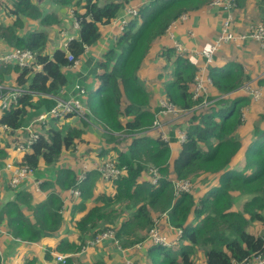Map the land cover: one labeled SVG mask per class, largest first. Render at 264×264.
Segmentation results:
<instances>
[{"label":"trees","instance_id":"1","mask_svg":"<svg viewBox=\"0 0 264 264\" xmlns=\"http://www.w3.org/2000/svg\"><path fill=\"white\" fill-rule=\"evenodd\" d=\"M44 1L11 0L9 10L15 19L13 23L0 26V37L7 47L34 51L35 64L40 65V69L14 66L18 73L15 85L28 87L33 93L23 94L15 105L2 110L0 123L12 129L27 125L31 118L54 107L56 99L53 96H57L67 83L63 68L70 63L68 53L81 57L85 46L99 39L101 24L114 20L129 2L141 0H48L55 9L73 7L80 27L79 38L69 39L65 49L57 47L51 55L46 51L50 35L45 26L61 24L62 20L57 11L49 12L41 7ZM211 1L150 0L140 5L138 15L125 25L128 29L99 60L97 68L100 71L94 69L99 85L88 98L91 114L105 129L104 141L117 153L112 161L124 166L125 173L113 181V193H101L96 197L94 178L102 175L104 164L100 171L92 170L84 179L71 168H61L53 180L43 181L42 188L48 195L36 204L32 203L31 192L14 190L15 198L0 209V224L4 220L11 236L21 241L38 242L54 234L64 217V200L57 188L61 191L78 188L80 197L73 204L76 210L84 212L75 223L78 240L60 239L54 248L47 249L49 260L53 259L52 251L65 255L80 251L98 233L109 228L116 229L122 246L141 242L145 239L141 230L153 225L151 213L158 210L166 213L170 224L181 228L183 233L173 245L150 244L147 251L150 263L147 264H195L196 248L202 249L204 264H245L254 254L264 253V129L255 128L245 161L235 162L242 148L238 130L243 124V107L252 100L249 95L221 98L205 109L192 111L186 127V141L172 162L169 141L146 134L138 136L149 129L155 119V112L148 108L149 92L139 77L153 40L165 35L170 23L180 15L197 12ZM236 1L240 4V0ZM22 17L39 21L41 28L20 35L16 28L23 24ZM189 53H180L175 46H168L162 52L169 63V68L165 69L171 70L172 75L165 85L166 99L181 109L192 108L198 102L191 91L200 65ZM9 68L10 64L3 68L0 83ZM208 74L214 88L223 95L250 79L236 61L211 66ZM262 82L264 79L260 80ZM35 96L39 97L36 101ZM261 118L264 121V113ZM60 119L51 117L40 123V137L19 164L36 168L40 161L54 163L64 150L83 140L82 128L61 127ZM126 134L132 139L120 148L117 144L128 137ZM6 156L7 151L0 142V160ZM151 165L161 173L155 186L151 181L141 180L142 173ZM202 173H221L218 186L198 197L193 192L194 184L191 190L177 193L174 179L193 181ZM92 198L96 203L89 206ZM241 199L242 205L234 207ZM25 205L32 210V216L24 212ZM126 211L128 214L123 217ZM75 260V256L67 255L65 263L59 261L57 264H85Z\"/></svg>","mask_w":264,"mask_h":264},{"label":"crops","instance_id":"2","mask_svg":"<svg viewBox=\"0 0 264 264\" xmlns=\"http://www.w3.org/2000/svg\"><path fill=\"white\" fill-rule=\"evenodd\" d=\"M250 1L254 4L256 3L255 1L258 3L255 4V7L248 9V3ZM139 2L140 1H133L129 3L138 4ZM9 5H11V0H0V26L13 23L15 19V16L10 13ZM41 7L49 12L57 11L62 20L61 24H53L51 26L44 25L50 35L49 47L46 49L48 54L51 55L53 50L57 47L65 49L67 47L66 43H68L71 37H80V27L79 24L76 25L75 23L73 7L55 9L54 5L48 0H45L43 4H41ZM122 13L119 15L121 16ZM227 14V10L214 7L211 4L203 6L197 12H187V18L173 27L176 34L175 37L167 36L165 34L153 40L151 49L145 56L139 70L140 80H142L150 96V106L148 108L155 112L156 117H159L162 126L160 128L150 127L143 133H138V136L146 134L152 138L163 139L162 133H165V135L169 138V145L171 147V162L176 158L183 144L178 139V129H186L191 113L177 117H172V115L168 113L158 114L161 109V102L167 98L165 85L168 81H170L172 76L171 70L165 69V67L169 68V63L165 56L162 55L163 49H166L168 46H174V40L179 41L183 44V46L189 49V52L191 53L188 55L191 59L198 66H203L204 59L201 55L196 53L195 50H200L212 45L221 28L222 20ZM233 15L234 29L237 32L247 31L249 25L257 22L256 20L259 19V22H264V0H240V4H237L236 8L233 10ZM22 21L23 24L16 28V31L20 33V35H24L29 31L41 28V24L37 20L22 17ZM126 28L127 27L125 26V30H122L120 28V23L118 21L114 22V20L107 24H101L99 39L95 44L87 46L84 53L81 57H79L81 59L80 68L78 70H68L66 67L63 68L67 77V83L60 89V93L57 95L65 98L71 96L78 97L81 102L91 109L88 103L89 94L92 91L97 90L99 85V80L96 77L94 69L97 68L98 62L103 58L104 54H106L107 51L115 43H117L119 37L126 31ZM9 48L10 47H7L4 40L0 37V52ZM230 61H236L244 67L246 74L250 77V79L245 82L253 81L262 88V91H264V83H260V80L264 79V48L261 47L258 41L254 39L244 41L236 40L222 44L215 52L214 60L210 65H208V70L211 66H222ZM3 63L10 64V68L6 69V72L3 73L2 84H17L16 76L18 73L14 69V66L18 64L14 62L2 61L0 62V73L3 71L4 67L8 66V64ZM259 64L262 67L258 68ZM35 68L37 67L35 66ZM97 70L100 71V68H97ZM76 85L84 87L87 93L81 95L79 93V88L74 89ZM209 91L212 98L217 97L216 100L247 95L241 87L230 92L225 97H223V95L220 94V92L216 90L213 85L210 87ZM38 98V96H35L34 100L36 101ZM258 102H252L249 105L253 106V104ZM250 111L251 108H249L248 105L243 107V117L244 114L247 115L248 113L249 115ZM91 112L92 111H90L88 118H81L77 115L71 114L69 117H64L58 121L61 127L64 125H70L72 127L75 126L82 128L84 130L82 135L83 140L69 149L64 150L61 156L54 163L46 164L44 161H40L38 167H36L35 174L31 177V180L23 181L17 188L10 186L9 181L12 171L11 169L6 168L5 165L9 161H14L15 163L21 162L27 151L23 152L13 149L11 144H9L11 134L6 135L3 133L0 137V142L1 146L5 147L7 156L4 160H0V209L7 201L14 199L16 191L19 190L31 192L33 195V204L42 201L48 195V191L42 188L43 181L48 179L53 180L56 173L61 168H71L82 179H84L86 174L92 170L100 171V168L106 161L116 158V151L112 148L111 144L104 141L103 133L105 129L101 125V122L94 117ZM1 114L2 110L0 109V117ZM34 118L36 117L34 116L30 121ZM45 122L46 121L43 123ZM39 125L41 124H38V128ZM260 128L264 129V121H262ZM242 130L243 127L240 129V132ZM126 136L128 137H123L121 140L124 141L117 144V146L124 148L127 143H130L132 138L129 137L131 136H129V134H126ZM243 138L244 137L241 139L242 148L235 157L236 164H242L245 161L246 150L249 148L254 136L252 135L247 143L243 141ZM28 151H31V149ZM125 171L123 173H125ZM220 176L221 173H202L196 175L194 178H201L204 184L202 188H199L194 184L193 192H195V195L198 197L199 195L211 190L213 187L218 186ZM34 178L40 180L37 185L38 188L36 187V184H34ZM94 179L95 185L93 190L95 197L101 193L114 192L115 188L113 181L105 179L101 174ZM141 180L151 181L148 169L142 173ZM72 189L73 188H68L65 191H61V189L57 188L64 200L63 221L61 227L54 234L43 238L41 241L26 242L16 239L11 236L4 220L2 221L0 224L1 264H57L58 261H56L55 257V253L57 252L52 251L53 259L49 260L46 257L47 249L50 247L54 248L59 240L64 237H70V239L77 241L78 232L75 227V223L76 220L84 214L83 211H78L74 207L73 203H75L80 196L74 195ZM94 203H96V200L92 198L88 205L90 206ZM23 210L26 214L32 216V210L26 205L23 207ZM162 213L163 212L160 210L152 211L151 218L152 220L154 218H159L160 228L169 234L170 239L176 241L178 239L176 230L171 228V224L166 217V213ZM126 214H128V211L124 213L123 217ZM112 229L115 230L116 234V229ZM148 230L149 228L141 230L143 236L145 237L143 241L128 247L122 246L121 243H116L112 238H108L98 244L87 245L76 253L66 255L75 256V261L77 263L81 262L85 264L97 261H102L107 264H147L149 262L147 251L149 249V245L153 243L147 238ZM204 261L205 257H203V260L199 262L200 264H204ZM195 264L197 263L195 262Z\"/></svg>","mask_w":264,"mask_h":264},{"label":"built area","instance_id":"3","mask_svg":"<svg viewBox=\"0 0 264 264\" xmlns=\"http://www.w3.org/2000/svg\"><path fill=\"white\" fill-rule=\"evenodd\" d=\"M144 3V0L140 1L138 4H128L125 8L126 14L136 15L138 13L139 4ZM235 3L233 0H214L212 5L214 6H223L225 10L228 11V15L223 18L222 26L220 29V33L216 38L213 45L210 47H206L200 50H195L201 56L205 57V62L203 66L199 67L197 74L195 75L194 84L192 87V97L195 99L197 104H195L192 108L181 109L170 102L168 99H164L161 102V109L159 110V115L163 113H168L172 115V117H177L180 115H187L192 111L198 109H205L210 104H212L217 97L211 98L210 96V87L213 84L212 77L208 74V65L213 62V57L215 51L221 46L222 42L229 41H244L249 39H254L260 43V45L264 48V22H260L258 24H252L247 31L237 32L234 29V22L232 19V10L233 5ZM74 14V13H73ZM75 23L78 25V21L76 19V15L74 14ZM120 16L114 19V22L118 21ZM187 18V14L180 15L179 18L173 20L169 28L173 29V27L179 22L185 20ZM122 30H125V26H121ZM174 46L180 53H184L189 51L188 48L183 46V44L179 41L174 40ZM68 46V43H66ZM89 46L86 45L85 48ZM69 64L66 66L68 70H78L80 68L81 59L75 57L72 53H68ZM14 62L18 64L20 67H32L40 68L39 64H35L36 62V53L30 49H22L18 47H11L5 51L0 52V62ZM79 88V93L84 95L87 93L86 89L81 86H77ZM241 89L244 90L251 98L257 99L260 97L262 93V88L258 86L253 81L246 82ZM33 93L28 87L17 86V85H7L0 83V109L6 110L9 109L12 105H15L18 98L25 93ZM229 94V93H228ZM223 95V94H222ZM227 94H224L225 97ZM56 99V104L51 109L39 114L35 119L29 122L27 125L22 126L17 129H12L6 123H0V137L3 133L11 134V147L13 149L26 152L30 150L33 144L37 141V139L41 135V131L38 128V124L40 122L46 121L48 118H64L68 114H75L81 118H88L90 109L87 105H85L81 100L77 97L71 96L68 98L62 96H53ZM162 123L159 117L155 116L151 128H160ZM13 131V132H12ZM20 132V134H19ZM25 133V134H22ZM178 139L183 143L186 141L187 133L186 129H178ZM162 137L164 140L169 141V138L162 133ZM6 168L11 169L12 173L10 176V186L13 188H17L23 181L31 180V177L36 172V168L26 164L15 163L14 161H9L5 165ZM124 166H117L114 161L109 160L104 163V167L102 169V176L107 180H115L117 179L124 171ZM149 173L151 177V182L156 185L158 183L159 178L161 177V173L159 169L153 165L149 167ZM40 180L34 178V184L38 188ZM193 181L190 179H174L173 184L174 188L177 190V193L180 191H189L193 188ZM72 192L74 195L78 196L80 194L79 189L73 188ZM159 218L153 219V225L148 230L149 239L156 244H162L165 246H170L175 244V240L170 239L169 234L162 230L159 226ZM172 229L176 230V235L179 238L183 230L181 228H177L171 225ZM112 238L116 243H120L118 237L115 234V230L109 228L105 231L98 233V235L89 242V245L98 244L102 242L104 239ZM66 256L63 253H55L56 261L66 262ZM245 264H264V253L263 254H254L251 258L245 261Z\"/></svg>","mask_w":264,"mask_h":264},{"label":"rangeland","instance_id":"4","mask_svg":"<svg viewBox=\"0 0 264 264\" xmlns=\"http://www.w3.org/2000/svg\"><path fill=\"white\" fill-rule=\"evenodd\" d=\"M256 3L255 4H257L258 2L257 1H255ZM255 4L252 2V1H250L249 3H248V9H251L252 7H255ZM240 15H243V14H240ZM252 18V17H251ZM257 22H254V24H258V23H260L259 22V19L258 20H256ZM249 25V24H248ZM260 67H262L260 64L258 65V68H260ZM77 86H79V85H76L75 87H74V89H76L77 88ZM264 91H262V93H261V95H260V97L259 98H257V99H253L252 98V100H251V102L250 103H252V102H258V103H255V104H253V106L252 105H248L249 106V108H251V111H250V113H249V115H248V113H247V115L246 114H244V118H243V124H242V126L239 128V130H238V135H239V138L240 139H242V137H244L243 138V141L245 142V143H247L248 142V140L251 138V136L253 135V134H255V128L256 127H260L261 126V123H262V118H261V114H263L264 113ZM78 98V97H77ZM229 98V97H228ZM227 99V98H226ZM243 127V130L240 132V129ZM245 139H247V140H245ZM192 184H195V186L197 185L199 188H202V186H203V182H202V179L201 178H199V179H195L194 178V180H193V182H192ZM75 189V188H74ZM242 199L239 201V202H237L236 204H235V206L234 207H236V208H239L241 205H242ZM196 251H195V254H194V258H195V261H196V263L197 264H200V262L199 261H201V260H203V251H202V249H195Z\"/></svg>","mask_w":264,"mask_h":264},{"label":"bare ground","instance_id":"5","mask_svg":"<svg viewBox=\"0 0 264 264\" xmlns=\"http://www.w3.org/2000/svg\"><path fill=\"white\" fill-rule=\"evenodd\" d=\"M214 0H212L211 2H210V4L212 5V2H213ZM233 2L235 3L233 6V10L236 8V6H237V1L236 0H233ZM140 5H142V4H139V7H140ZM127 6V5H126ZM126 6L124 7V11H123V13H122V15L120 16V18L118 19V22L120 23V25L121 26H125L128 22H129V20H131L132 18H134L135 16H137L138 15V13H139V9H138V13L136 14V15H130V14H126V12H125V8H126ZM212 6H214V5H212ZM214 7H217V8H220V6H214ZM233 10H232V19H234V15H233ZM184 14H187V13H184ZM183 15V14H182ZM228 15V14H227ZM226 15V16H227ZM225 16V17H226ZM252 24H254V23H252ZM252 24H250L249 25V27L252 25ZM221 26H222V23H221ZM248 27V28H249ZM221 29V28H220ZM219 33H220V30H219V32H218V35H219ZM167 36H171V37H175L176 36V34H175V32H174V30L173 29H170L169 27H168V29H167V31H166V33H165ZM218 35H217V37H218ZM216 37V38H217ZM70 39H74L73 37H71ZM216 40V39H215ZM215 40H214V42H215ZM213 42V43H214ZM230 42V41H229ZM213 43H212V45H213ZM224 43H226V42H222V44H224ZM221 44V45H222ZM211 46V45H210ZM210 46H208V47H210ZM262 47V46H261ZM217 51V50H216ZM215 51V52H216ZM215 54V53H214ZM213 60H214V57H213ZM248 82V81H247ZM246 82H244L241 86H243L244 84H245ZM213 85V84H212ZM247 94V93H246ZM248 95V94H247ZM252 99V98H251ZM43 113V112H42ZM192 113V112H191ZM41 114V113H40ZM39 116V115H38ZM35 119V118H34ZM41 123V122H40ZM113 181V180H112ZM148 235V234H147ZM148 238V240H150L149 239V237H147Z\"/></svg>","mask_w":264,"mask_h":264},{"label":"clouds","instance_id":"6","mask_svg":"<svg viewBox=\"0 0 264 264\" xmlns=\"http://www.w3.org/2000/svg\"><path fill=\"white\" fill-rule=\"evenodd\" d=\"M141 1H142V0H141ZM147 1H150V0H144V3L147 2ZM142 4H143V3H142ZM118 16H120V15H118ZM118 16H117V17H118ZM127 29H128V27L126 28V30H127Z\"/></svg>","mask_w":264,"mask_h":264}]
</instances>
